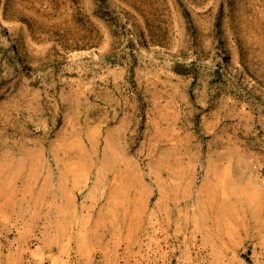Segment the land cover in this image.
Returning a JSON list of instances; mask_svg holds the SVG:
<instances>
[{"label":"rangeland","instance_id":"obj_1","mask_svg":"<svg viewBox=\"0 0 264 264\" xmlns=\"http://www.w3.org/2000/svg\"><path fill=\"white\" fill-rule=\"evenodd\" d=\"M0 19V264H264V0Z\"/></svg>","mask_w":264,"mask_h":264},{"label":"bare ground","instance_id":"obj_2","mask_svg":"<svg viewBox=\"0 0 264 264\" xmlns=\"http://www.w3.org/2000/svg\"><path fill=\"white\" fill-rule=\"evenodd\" d=\"M1 25L3 26L4 23H3V21L0 19V26H1ZM3 27H4V26H3ZM3 27H0V29H2ZM9 36H10V35H9ZM23 60L27 61L25 57H23Z\"/></svg>","mask_w":264,"mask_h":264}]
</instances>
